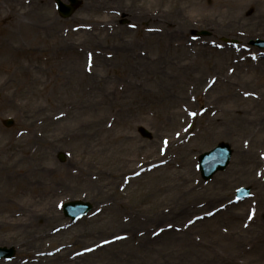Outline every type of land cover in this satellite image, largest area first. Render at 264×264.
<instances>
[{"label": "rangeland", "instance_id": "1", "mask_svg": "<svg viewBox=\"0 0 264 264\" xmlns=\"http://www.w3.org/2000/svg\"><path fill=\"white\" fill-rule=\"evenodd\" d=\"M80 1L64 19L53 0H43L41 11L55 31L33 43L21 36L19 47L5 31L13 8L0 1V169L40 166L31 190L18 198L28 204L11 218L19 222L7 227L0 220V248L16 252L14 260L0 264H264V143L252 144L264 138V49L250 46L251 40L264 42V0ZM26 2L17 9L33 6ZM160 52L164 77L175 83L194 72L200 89L188 98L193 106L181 117L184 123L176 116L173 127L172 111L185 107L179 98L176 109L141 97L126 108L133 95L126 92L125 68L132 58L151 61ZM231 64L241 67L226 71ZM222 70L230 91L206 94L211 77ZM212 100L221 107L215 117L223 126L209 121L211 111L200 116ZM118 107L127 110L121 124ZM228 110L249 116L234 122ZM9 118L12 129L3 126ZM210 123L215 131L201 136ZM141 128L151 139L142 137ZM164 141L187 148L178 176L150 169ZM220 143L234 150L231 163L206 183L198 158ZM241 149L253 151L258 161L251 175L237 170L245 165ZM20 150L27 155L21 161L15 155ZM240 188H250L251 195L236 202ZM51 189L59 194L47 199ZM71 201L89 202L93 210L71 223L61 208ZM176 201L182 206L173 207ZM51 206L63 234H51L54 225L44 216ZM34 232L53 237L30 245L25 236ZM164 233L170 234L161 240Z\"/></svg>", "mask_w": 264, "mask_h": 264}, {"label": "bare ground", "instance_id": "2", "mask_svg": "<svg viewBox=\"0 0 264 264\" xmlns=\"http://www.w3.org/2000/svg\"><path fill=\"white\" fill-rule=\"evenodd\" d=\"M2 4H7L8 6H12V11L8 13V17H5V20H10L9 26L8 24L5 26V31H7V36L9 40L13 43H15L18 47L21 46V36L27 40L29 43H33L35 39L38 41H43V37L46 31H53L55 29L54 24L51 23V17H49L46 13H43L41 11V4L43 3V0H16L14 3L12 0H0ZM28 1V3L26 2ZM22 2H26L25 4H33L29 9L26 10V8H19L17 9L18 5H22ZM21 10H24V13L21 15L19 12ZM8 26V27H7ZM55 31V30H54ZM89 33H85V37L89 36ZM124 49H127V45L123 47ZM181 49L187 53V50L184 46H181ZM179 50V49H177ZM74 55V54H73ZM176 55L172 58H169L167 60V63L170 60H176ZM187 58V57H186ZM86 59V58H85ZM166 60L162 53L158 54L155 59L153 60H139L137 58H132V62L130 65H128L125 70H124V78L123 81L126 80V92L128 91L129 97L133 95V100L130 101V103L126 104L127 110L130 109V106L132 107L134 105V102L141 97V101L143 98H148L150 99H161L163 107L165 106L172 108L174 104L177 106L175 109L178 107V104L175 101V99L179 98L181 101H184V111H179V110H173V117L171 118V122L168 124L170 127L176 126L177 125V119L179 118L181 120V117L187 112V111H192V101L191 98L188 99L191 94L193 95L194 93L199 92V88L195 86V81L198 80L197 77L193 76L194 72H191L189 76L186 78H179V81L177 82H172V79H168L162 75V61ZM141 62L142 66L139 67V62ZM167 65V64H166ZM192 66V65H191ZM233 67H238V69L241 67L240 64L236 65H229L228 67H223L226 69V71H231L233 70ZM259 69L260 67L255 65L254 69ZM223 69V70H224ZM229 69V70H227ZM217 72L220 77L216 76L217 74L213 75L210 79L211 83L207 90L205 91L206 94H210V91L212 93H217V96L222 93V90L225 89L227 91H230L227 82L225 81L228 79V77H225V75H222V73ZM71 71V70H70ZM194 78H193V77ZM140 79H142V83L140 82ZM199 79H201L199 77ZM208 79V77H207ZM170 80V81H168ZM107 81V80H106ZM208 83V82H207ZM105 85L108 86L105 82ZM207 85V84H206ZM168 86H172L173 89H175V94H173L175 97L173 98L172 95V89ZM145 87H148L149 90L145 91ZM195 87V88H194ZM223 88V89H221ZM199 89V90H198ZM132 91V93H131ZM148 95L145 96L146 93H149ZM236 94H234L235 96ZM188 99L187 103L186 100ZM217 99V97L215 98ZM229 96L227 95H221V100H228L229 101ZM189 105V106H188ZM234 105L228 106V109L233 108ZM218 108H221L219 106V103L216 105V103L212 100V102H209L208 106H206L205 113L207 111H211L212 115L209 118L210 122H214L215 124L219 126H223L222 120L219 122L218 118L219 115L217 112L219 111ZM124 108L118 107L116 110V116H118V119L120 118V124L125 120V113L127 112ZM225 111V109L223 110ZM229 112L226 113L227 115H231L232 121L235 122V118L240 119L243 116H249L246 113H240L238 116H233L231 114V110H228ZM206 115V114H205ZM204 115V116H205ZM176 116L178 118H176ZM202 116V117H204ZM218 118H216V117ZM244 120L252 119V117L246 118L244 117ZM186 121V120H185ZM181 123H184V119L181 120ZM210 128L206 127L204 129V133L201 136H209L215 131V126H213V123L208 124ZM218 131H220L221 134H223V128L219 129L217 128ZM216 130V131H217ZM209 133V134H208ZM249 133L250 130H249ZM202 139V137H201ZM166 144V147L164 148V152H159L157 156H155L154 160L150 163V169H170L172 170L173 174L172 176H178L180 175V172L178 169L182 168V162L184 164L185 159L184 156L186 157L188 153H186L187 148H173V144L170 141H164ZM264 143V138L257 137L253 139L252 144L256 146L257 144H262ZM169 145V148L167 149ZM171 147V148H170ZM18 148V147H17ZM169 151V152H168ZM253 151H247L245 152L244 150L239 151V161H243L245 163L244 166L237 168L239 172L244 173L245 175H251L255 169H257L258 166V161L255 158H252V153ZM15 155H19L20 161L22 159H26L24 156L27 157V155L24 154L22 150L20 151H15ZM32 159V157H29ZM20 163H17L16 165H19ZM22 164V163H21ZM39 163L33 162L31 164H28L26 168L22 169H17L15 167H10V168H5V169H0V220L3 221V223H6L7 227H11V225H16L19 221H15L14 219L11 220V218L15 217V213L19 212L21 213L24 209L27 208L28 204L23 201H19L18 198L21 196V200L23 199V193L22 192H28L31 190V186L34 184V180L31 181L34 177H36L39 174ZM184 171L186 174H189L191 171V168H184ZM161 176V175H160ZM164 177V176H162ZM172 178L169 180L171 181ZM22 184L24 187L22 191H18L16 189V185ZM259 185L260 182H257ZM51 195H47V199L52 196V198H56V195L59 194V191H56L54 189H51L49 191ZM176 193H181V190L176 189ZM182 206V204L179 201H176L173 205L175 206ZM24 214V213H23ZM45 218L47 219L46 222H51L54 225V229L52 230L53 235H59L63 234L65 229L59 228V226H56V222L60 219L59 216L57 215L56 211L54 208L51 206L49 211L47 212V215H45ZM255 216H259L258 214L255 213ZM157 218H162V215L157 216ZM257 218V217H256ZM9 220V222H8ZM170 234V233H167ZM166 233H164L162 236H160V239L162 238H167ZM53 237L52 235H47L43 234L41 236H38L37 232L34 233H27L25 238L27 242L33 243L30 245H34L35 242L39 241L40 239H50ZM161 239V240H162ZM26 243V242H25ZM46 256V255H45ZM44 256V257H45ZM57 256H59L57 254ZM40 258H43L39 256ZM56 258V256H54ZM47 260V258H46ZM40 261H45V259H41ZM55 260H52L53 262ZM72 264H80L78 259L76 261H71ZM54 263V262H53ZM65 264H70L69 261H67Z\"/></svg>", "mask_w": 264, "mask_h": 264}, {"label": "water", "instance_id": "3", "mask_svg": "<svg viewBox=\"0 0 264 264\" xmlns=\"http://www.w3.org/2000/svg\"><path fill=\"white\" fill-rule=\"evenodd\" d=\"M73 4H76V0H73ZM64 16H70L72 9H65L63 7ZM144 136H148L146 132H143ZM231 152L227 145H221L213 152L203 155L201 157V172L205 180H210L214 174L218 171L224 170L230 161ZM246 194V192H242ZM244 196V195H241ZM91 207L88 204L83 203H71L65 206V214L67 217L76 219L77 217L86 214L90 211ZM13 252H7L6 250H0V256L9 257Z\"/></svg>", "mask_w": 264, "mask_h": 264}]
</instances>
